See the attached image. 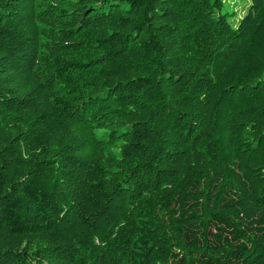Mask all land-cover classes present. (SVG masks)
<instances>
[{
	"label": "trees",
	"instance_id": "16d2710c",
	"mask_svg": "<svg viewBox=\"0 0 264 264\" xmlns=\"http://www.w3.org/2000/svg\"><path fill=\"white\" fill-rule=\"evenodd\" d=\"M0 0V264H264V0Z\"/></svg>",
	"mask_w": 264,
	"mask_h": 264
},
{
	"label": "rangeland",
	"instance_id": "374dc122",
	"mask_svg": "<svg viewBox=\"0 0 264 264\" xmlns=\"http://www.w3.org/2000/svg\"><path fill=\"white\" fill-rule=\"evenodd\" d=\"M227 1H229V3H230V0H227ZM231 2H233L235 4V8L239 12V16H241L245 13L246 8L249 4V0H232Z\"/></svg>",
	"mask_w": 264,
	"mask_h": 264
}]
</instances>
